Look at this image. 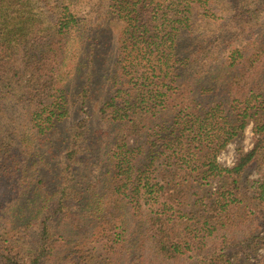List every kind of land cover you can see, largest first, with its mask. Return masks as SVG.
I'll use <instances>...</instances> for the list:
<instances>
[{
	"label": "trees",
	"instance_id": "1",
	"mask_svg": "<svg viewBox=\"0 0 264 264\" xmlns=\"http://www.w3.org/2000/svg\"><path fill=\"white\" fill-rule=\"evenodd\" d=\"M251 166L264 0H0V264H238Z\"/></svg>",
	"mask_w": 264,
	"mask_h": 264
},
{
	"label": "rangeland",
	"instance_id": "2",
	"mask_svg": "<svg viewBox=\"0 0 264 264\" xmlns=\"http://www.w3.org/2000/svg\"><path fill=\"white\" fill-rule=\"evenodd\" d=\"M240 43H238L239 45ZM101 44H99L100 46ZM253 146V133H252V122L246 126L240 137L233 139L226 147L225 150L220 152L217 157V161L225 167H230L235 162L237 157V150L242 148L244 151H248ZM259 174H264V168L257 169L255 166L249 167L243 174L247 180L257 179ZM244 182V180H243ZM246 185V184H245ZM250 185V184H249ZM248 185V187H249ZM244 188V186L242 185ZM250 188V187H249ZM240 236V235H239ZM253 256L248 259H240L238 264H264L262 258H264V242L257 244Z\"/></svg>",
	"mask_w": 264,
	"mask_h": 264
}]
</instances>
